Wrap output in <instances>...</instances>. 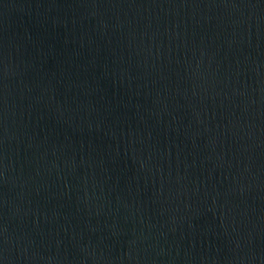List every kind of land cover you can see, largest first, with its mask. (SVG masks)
I'll return each instance as SVG.
<instances>
[{
  "label": "water",
  "instance_id": "obj_1",
  "mask_svg": "<svg viewBox=\"0 0 264 264\" xmlns=\"http://www.w3.org/2000/svg\"><path fill=\"white\" fill-rule=\"evenodd\" d=\"M0 264H264V0H0Z\"/></svg>",
  "mask_w": 264,
  "mask_h": 264
}]
</instances>
